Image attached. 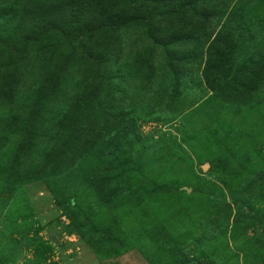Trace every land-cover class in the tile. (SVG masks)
I'll return each mask as SVG.
<instances>
[{
  "label": "rangeland",
  "instance_id": "374dc122",
  "mask_svg": "<svg viewBox=\"0 0 264 264\" xmlns=\"http://www.w3.org/2000/svg\"><path fill=\"white\" fill-rule=\"evenodd\" d=\"M0 236V264H264V0H0Z\"/></svg>",
  "mask_w": 264,
  "mask_h": 264
},
{
  "label": "trees",
  "instance_id": "16d2710c",
  "mask_svg": "<svg viewBox=\"0 0 264 264\" xmlns=\"http://www.w3.org/2000/svg\"><path fill=\"white\" fill-rule=\"evenodd\" d=\"M0 238H1V239H0V243L2 244V243L5 241V240H4V236H2V237L0 236ZM14 260L16 261V259H14Z\"/></svg>",
  "mask_w": 264,
  "mask_h": 264
}]
</instances>
